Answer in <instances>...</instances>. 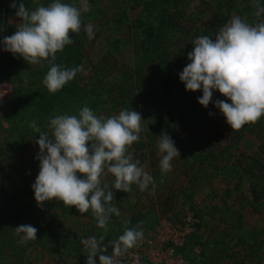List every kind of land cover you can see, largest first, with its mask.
<instances>
[{
    "label": "trees",
    "instance_id": "1",
    "mask_svg": "<svg viewBox=\"0 0 264 264\" xmlns=\"http://www.w3.org/2000/svg\"><path fill=\"white\" fill-rule=\"evenodd\" d=\"M15 2L19 4L21 0ZM52 2L53 0H23L29 10H35L40 4L47 6ZM64 2L78 3V0ZM257 2L264 6V0H114L113 10L106 8L110 15L104 18L103 11L107 10L99 6V0H88L89 6L93 5L90 14L100 23L95 36L106 29L111 32L107 51L98 65L93 66L92 74L86 82L79 72L62 90L52 94L43 85V78L48 71L47 62L44 67L29 65L22 57L3 50V38L13 35L21 21L16 16V9L10 7L13 0H0V85L11 82L16 86L14 95L7 101L9 106L14 105V126L10 128L7 140H0V264H4L2 258L8 264H28L26 255L32 246L52 254L58 253L64 263L71 257L77 264H86L87 252L80 241L93 236L99 239L101 235H104L103 245H107L104 254L110 255L111 242L123 234L124 222L130 221L128 227H136L138 223L147 221L145 212L150 209L144 208L154 206H150L153 200L145 201L142 197H137L134 204L128 195L130 191L125 193L115 190L112 187L114 177L111 174L104 177L103 182L113 191L112 203L119 209L120 216L110 217L106 234L97 227L91 211L81 215L74 206H66L58 201H49L38 206L32 185L39 174V160L36 159L39 153L33 157L35 162L32 167L36 172L23 185L19 183L16 174L21 169L22 172L25 170L23 165L13 164L6 156L14 137L15 140H24L27 146L32 138L36 137L32 143L39 139L29 126L31 119L36 118L37 126L41 129L48 125L49 118L58 113L78 115L85 105L98 116L106 111L132 109L139 112L144 121L139 141L130 148L134 159L140 161V166L147 159L154 162L157 159V163H160L162 154L159 155L158 138L162 133L171 137L180 152V157L173 161L183 160L185 172L190 177L187 178L190 189L178 191L173 188L171 193L175 199L172 200L178 201V196L183 193L186 199L191 200L188 191H196V187L201 185V180L210 170V176L221 175L222 167L218 162L225 156V150L229 152L232 146L239 145L246 133H253L251 128L254 125H261L263 122L259 120L254 125L246 124L239 131H232L229 126L228 135L231 138L228 136L230 143L225 150L220 149L216 142H198L206 137L197 131L209 124L207 110L209 107L216 109L215 101L221 99L214 95V91L212 102L204 108L198 103V98L203 94L202 90L186 91L179 74L189 63L187 54L192 51V42L198 36L209 35L214 38L219 29L234 16L246 18L252 24L264 19V14L261 17L255 15ZM86 16H89V12L83 14L84 24ZM70 35L74 43L56 54L55 63L65 68L83 66L87 60L84 36L81 32ZM19 70H25L26 73L19 74ZM29 115L31 118L28 120ZM194 119L202 120L196 122ZM232 158L233 155L229 156L228 161ZM253 159L254 157H249L247 163L236 161L223 170L229 179H237L238 187L244 178L249 181L252 198L248 200V204L257 210V204H264V188L261 185L264 182V163ZM158 167L153 163L152 169L156 177L161 174ZM174 171L172 168L166 176L160 175V178H164V185L171 184L165 177H169ZM237 175L240 176L237 178ZM136 187L138 185L133 184L131 191ZM147 189H150L149 186ZM230 196L231 192L226 193V197ZM49 204L59 206L64 216L73 213L79 220L75 228L69 226L65 229L67 225L63 216H55V221L48 218L44 223L43 218L48 214ZM122 208H126L128 213L124 214L125 210L122 211ZM196 213L199 215V212ZM35 223L38 224L37 227ZM22 224H31L38 229L36 241L23 245L19 243L20 237L15 234L14 229ZM234 228L237 229L238 225ZM240 241L244 244L245 251H249L248 255L262 258L264 228L248 232ZM222 244L223 250L227 252L228 243ZM95 259L96 264H99V257ZM224 260L227 259L222 255V264ZM244 262V259L236 261L237 264Z\"/></svg>",
    "mask_w": 264,
    "mask_h": 264
},
{
    "label": "clouds",
    "instance_id": "2",
    "mask_svg": "<svg viewBox=\"0 0 264 264\" xmlns=\"http://www.w3.org/2000/svg\"><path fill=\"white\" fill-rule=\"evenodd\" d=\"M10 7L16 9L21 22L13 35L3 38V50L22 57L29 65L44 67L47 62L43 85L49 93L59 92L83 67H62L55 63L56 54L74 43L70 34L78 35L83 30L88 39L94 37L93 26L83 22V14L90 9L88 0L78 3L53 0L35 10L26 8L23 0L19 4L13 0ZM256 9L255 15L261 17L264 6L257 2ZM192 45L187 54L189 63L179 74L185 90H202L198 103L204 108L212 102L214 91L226 97V101L216 100L214 106L232 131L257 123L264 116V19L252 24L246 18L234 16L214 38L200 35ZM143 122L141 114L132 109L98 116L87 105L78 115L65 113L49 118L51 135L32 121L29 126L39 134L36 144L40 149L36 156L39 174L32 185L37 205L58 201L74 206L81 215L91 211L97 227L106 234L110 217L120 216V211L112 203L114 193L103 178L111 174L112 187L125 193L131 191L133 184L141 191L149 184L154 186L153 178L130 151L140 139ZM158 150L162 154L161 175H165L172 170V161L180 157V152L164 133L158 138ZM129 223L124 222L123 234L111 242V255L104 254L107 251L104 235L99 239L94 236L82 239L86 264H96V257L99 264H120L119 257L138 247L144 237L142 222L136 227H128ZM14 231L21 245L37 240L38 229L31 224L19 225Z\"/></svg>",
    "mask_w": 264,
    "mask_h": 264
},
{
    "label": "rangeland",
    "instance_id": "3",
    "mask_svg": "<svg viewBox=\"0 0 264 264\" xmlns=\"http://www.w3.org/2000/svg\"><path fill=\"white\" fill-rule=\"evenodd\" d=\"M113 1L114 0H99V6H102V8L105 7V9L107 8L108 10L112 11ZM92 9L93 5H90V9L88 11L89 16H86L85 18V25L90 24L93 26L94 37L92 39H88L87 34L83 30L81 31L86 44L87 56V60L82 66L83 71H81V76L84 82H86L92 74L93 66L95 64L98 65L100 60L105 55L111 35V32L106 29L102 31L97 37L95 36L99 30L100 23L98 20H96L97 18L94 19V16L90 14ZM108 10L107 12L103 11L104 18H108L110 15ZM249 23H251V21H249ZM127 51H129V48H127ZM18 73L23 75L26 73V71L19 70ZM1 88H5L8 92L5 96L0 95V124H2V126H0V140L5 142L8 138L7 135L10 131V128L14 126L12 123L14 120V118H12L14 105L9 106L7 104L6 98L10 96L9 98L11 100L16 90V86L14 84L12 85L10 82L5 86L3 85ZM214 95L221 100L226 101L227 99L226 97L222 99L224 96L222 97L218 91H215ZM118 113L119 112H117V110L113 112L106 111L104 114L100 115L111 116ZM210 113L212 115H210ZM60 114L64 113H58L57 115ZM206 115L209 116V124L207 126H202L201 130L197 131L206 135V137L201 138L205 141L200 139L198 142H211V144L216 142L218 143L217 145L220 149L225 150L229 147L228 144L230 143L228 136L231 138V135H228L229 125L227 124L225 117L218 108L213 109L210 107L207 110ZM30 118L31 116L29 115L28 120ZM35 120L36 118L31 119L29 124ZM201 120L202 119H194L193 121L201 122ZM259 120L263 123L261 125H256L257 127L254 125L253 128H251L253 131L252 134L246 133L239 145L236 147L232 146V148L229 149V152L225 150V156L220 162H218L220 163L219 166L222 167L221 175L217 177L214 175H208L207 177L203 178L201 180V185L196 187V189L199 190L197 194L193 193V191H188V194L193 197L191 200L186 199L185 193L181 194V196H178L180 197L178 198V201L172 200L175 199L171 193L173 188H176L178 191H186L190 189V181L187 179L190 177L185 172L183 160L178 159V163L172 161V168H174L175 171L174 173H170L169 177H165V179H168L169 182H171V184L168 185L163 184L164 178H160L161 174H159L157 177L154 175L152 165L153 163H156L158 167V160L156 159L155 162L150 159L146 160L142 167L153 178L154 186L153 184H149L148 186L150 189H147L144 191V193H142L139 187H136L133 189V191H130L131 193L128 194L134 204L137 202V197H142V199L145 201H154L150 203V206L154 205L153 207L144 208V210L147 208L150 209L148 210L149 212H145L147 214V221H144L141 224L144 236H153L157 230V226L162 221L166 220L175 224H181L185 216L200 212L201 215H203V220L205 221L204 228L201 226L197 233L191 235L188 244L181 249L183 255L189 261L195 264H201L205 262L208 264H222L223 255L227 259L224 260L223 264H237L236 261H242L243 259L245 260L244 264H264V253L261 255V259L255 256L251 257L247 254L249 251H245V246L241 243L242 240L240 241L241 237L246 236L248 232H251L254 229L261 230L264 228V204H257L256 208L259 210L249 206L248 200L252 198L251 187L248 183L249 181L244 178L242 184L238 187L237 179H229L227 173L225 170H223V168H225L227 165L231 166V164H235L236 161L247 163L249 161V157H254V159L256 158V160H258V162L264 163V116H262ZM24 129L26 128L24 127ZM41 131L48 132L49 135H51L48 125L41 128ZM255 133L257 135L259 134L260 136L257 137ZM210 134H212V137H210ZM36 136L39 137V134L37 133ZM34 139L32 138V142ZM32 142L29 141L28 143L30 145L27 146L25 145L24 140H15L14 137V141L9 144L8 150L6 152V156L10 162L17 165H23V169H25L23 172L21 169V171L16 173L18 174V181L21 185L28 182L32 174L36 172V169L34 170L32 167L33 163L35 162L33 157L36 153L40 152V149L37 147L38 145L36 143ZM214 147L216 149V145ZM232 155V160L228 161L229 156ZM19 173L21 175H19ZM239 176L240 175H237V178ZM261 185L264 188V182ZM226 189V192H231V196L227 197L229 199L227 201L222 199V193ZM214 206H221V208L219 207V212H216ZM122 211H124V214L128 213L126 208H122ZM38 213L39 220L40 212ZM55 216L64 217L65 225H67L65 229L69 226H73L75 228V225L79 222L73 213H71L69 216H64L59 206H51L49 204L48 214H45L44 218L42 216L43 222L45 223L48 218H50L52 221H55L57 220ZM202 225L204 224L202 223ZM235 225H238L237 229L234 228ZM35 226L37 227L38 224L35 223ZM55 240L58 241V239ZM115 240L116 239L113 241ZM222 242L228 243L229 250L227 252L223 250L224 247ZM198 247L201 249L200 254L196 252V248ZM1 260L4 264H8L6 259L2 258ZM74 260L75 259H73L70 263H64L60 260L58 253L55 252V254H52L36 246L30 247L26 255V263L28 264H77V262Z\"/></svg>",
    "mask_w": 264,
    "mask_h": 264
},
{
    "label": "built area",
    "instance_id": "4",
    "mask_svg": "<svg viewBox=\"0 0 264 264\" xmlns=\"http://www.w3.org/2000/svg\"><path fill=\"white\" fill-rule=\"evenodd\" d=\"M6 84L0 85V95L8 93L5 88H1ZM201 226L202 219L197 213L185 216L181 224L162 221L153 236H144L138 247L129 249L119 257L120 264H195L183 255L181 249ZM112 252L113 247L110 255ZM196 252L201 253L200 247L196 248Z\"/></svg>",
    "mask_w": 264,
    "mask_h": 264
},
{
    "label": "crops",
    "instance_id": "5",
    "mask_svg": "<svg viewBox=\"0 0 264 264\" xmlns=\"http://www.w3.org/2000/svg\"><path fill=\"white\" fill-rule=\"evenodd\" d=\"M9 97H10V96H9ZM9 97L6 98L7 101L10 100ZM159 155H161V154L159 153ZM211 172H212V170L209 171L208 175H210ZM208 175H207V176H208ZM207 176H206V177H207ZM198 191H199V190H196V191H194L193 193L197 194ZM226 191H227V189L224 190V192L222 193V199H223V200L225 199V201L229 200V199L226 197V193H229V191H228V192H226ZM192 199H193V197H192ZM219 207L221 208V206H219ZM219 207H218V206H214V209L216 210V212H219ZM199 216H200L201 219H202V223L204 224V225H202V226H203V228H204V226H205V221L203 220V215H201L200 212H199ZM72 260H73V258L70 257V258L68 259L67 262L70 263ZM74 261H75V260H74Z\"/></svg>",
    "mask_w": 264,
    "mask_h": 264
}]
</instances>
